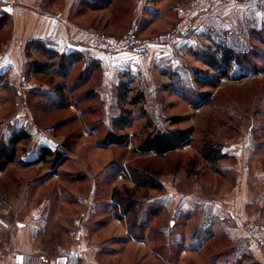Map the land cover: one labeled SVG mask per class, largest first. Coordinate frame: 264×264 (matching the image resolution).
<instances>
[{
	"label": "rangeland",
	"instance_id": "374dc122",
	"mask_svg": "<svg viewBox=\"0 0 264 264\" xmlns=\"http://www.w3.org/2000/svg\"><path fill=\"white\" fill-rule=\"evenodd\" d=\"M8 27L0 33V53L6 51L7 55L8 48L2 46L10 35ZM183 40L181 45L161 51L151 70L138 68L131 75L134 90L129 98L140 91L145 95L137 104L121 102L118 84L123 76L103 66L69 100L40 90L49 78L55 83L63 81L53 72L34 75L24 70L18 84L13 76L1 81L0 146L20 129L31 137L19 144L16 160L0 170V218L13 221L20 209L14 201L24 203L27 196L29 209L46 207L79 215L90 209L95 194L98 199L113 200L122 214L131 203L132 210L125 214L128 222L135 221L139 227L147 222L145 231L155 237V231L171 219H186L180 202L195 195L194 205H211L225 197L236 184L228 167L234 159L232 152L214 167L203 159L199 147L214 140L225 149L244 134H264V0L219 2L201 15L194 33ZM217 43L245 53L250 65L244 70L237 66L216 87L202 86L196 78L204 76L208 66L199 53L209 46L214 49ZM27 82L36 86H26ZM124 109L131 111V122L120 130L113 126V119ZM161 127L192 129L194 142L164 156L142 153L141 140ZM110 129L127 133V142L122 146L103 144ZM44 145L66 155L62 166L35 161ZM170 187L179 201L173 210L166 206ZM204 217L197 207L189 218ZM7 230L0 229V236H7ZM166 240L159 237L153 245L159 247ZM220 249L212 250L208 257Z\"/></svg>",
	"mask_w": 264,
	"mask_h": 264
},
{
	"label": "crops",
	"instance_id": "0c3cea01",
	"mask_svg": "<svg viewBox=\"0 0 264 264\" xmlns=\"http://www.w3.org/2000/svg\"><path fill=\"white\" fill-rule=\"evenodd\" d=\"M107 1L110 2L0 0V10L11 15L10 35L2 46L8 48V55L0 63V82L12 76L16 84L20 82L22 72L32 59L26 52L31 40H40L43 47L54 52L53 73L58 80H63L58 83L53 78L44 80L40 87L44 94L69 100L101 66L109 72L118 71L123 76L122 81L131 79L133 82L131 75L139 71L138 68L149 71L148 64L134 55L121 54L112 59L105 51L91 47L84 35H80L79 44L72 43L76 27L103 28L108 33L122 35L136 25L139 34L150 35L168 29L181 12L192 5V0H112L109 4ZM182 41L156 46L151 68L161 51L177 47ZM125 76L129 79L125 80ZM223 152L227 155L232 152L234 156L228 167L236 184L225 192V197L211 205H194L195 195L190 201L180 202L186 219H171L168 225L155 231V237H150L137 223L130 224L113 200H99L95 194L90 209L79 215H64L46 207L29 209L28 196L24 203L14 201L20 205L13 214L15 219L0 218V229H8L7 236H0V264H12L17 250L41 255L40 264H264V248L248 247L241 224L227 209L231 204L245 216L264 222V134L257 137L253 133L244 134ZM170 189L166 206L173 210L179 201L174 189ZM197 207L206 217L190 219ZM209 215L211 219L207 218ZM162 236L166 242L159 247L153 245ZM219 247L220 251L208 257Z\"/></svg>",
	"mask_w": 264,
	"mask_h": 264
},
{
	"label": "trees",
	"instance_id": "16d2710c",
	"mask_svg": "<svg viewBox=\"0 0 264 264\" xmlns=\"http://www.w3.org/2000/svg\"><path fill=\"white\" fill-rule=\"evenodd\" d=\"M112 0H110L111 2ZM110 2L107 1V4ZM106 4V5H107ZM11 21V15L0 10V33L5 30L6 26ZM194 33V32H193ZM5 41L7 38L4 39ZM2 41L4 43L5 41ZM26 52L32 59L28 62L27 73L34 75L48 74L51 70L55 72L53 65L55 64V54L52 50L42 46L40 40H31L26 46ZM202 60L208 66L204 76H198L197 82L202 86L216 87L223 78L231 76L232 71L240 66L243 70L247 64L250 65V59L243 52L238 51L235 47L225 44L217 43L212 47H208L206 50H202L199 53ZM64 69H67L64 68ZM85 72V71H84ZM83 68L81 69V74ZM84 75V74H83ZM86 80V79H85ZM132 80L121 81L118 84V98L121 102H128L130 104H137L145 99V95L142 91L137 92L135 95L129 98L130 92L134 90L131 87ZM78 87V86H75ZM207 95H209L207 93ZM131 111L124 109L123 113L113 119V126L123 130L130 125ZM31 137L30 132L26 129H20L14 134L7 143L0 146V170L4 169L9 163L13 162L17 158L18 151L20 149L19 144L26 139ZM128 140L127 133H118L113 129L108 130L101 142L103 144H113L116 146L124 145ZM194 138L192 136V129H178V128H156L152 131L147 132L146 136L141 140L139 144V150L142 153L155 152L157 155L164 156L167 153L176 149L182 148L188 144H192ZM199 150L203 159L212 166L224 159L227 153L223 152L222 147L214 140L204 141ZM66 155L62 151L54 150L49 146H42L39 155L35 158V161H48L54 167H60L66 160ZM144 182H147L146 180ZM154 187L158 185L153 183ZM132 210V205L129 203L123 212L126 214ZM147 222H143L141 226L142 230L145 231L147 228ZM136 225V222H132Z\"/></svg>",
	"mask_w": 264,
	"mask_h": 264
},
{
	"label": "built area",
	"instance_id": "2783aa9c",
	"mask_svg": "<svg viewBox=\"0 0 264 264\" xmlns=\"http://www.w3.org/2000/svg\"><path fill=\"white\" fill-rule=\"evenodd\" d=\"M229 0H192V5L185 8L179 19L168 29L151 35H141L138 33L137 26L134 25L125 34H110L100 29L76 27V36L72 38V43H80V35L88 38L89 44L93 48L101 49L110 58L118 55H134L140 61L148 64L151 70L150 61L158 45H174L184 38L190 36L196 29V24L201 15L213 7L218 2ZM7 52L0 53V63L6 57ZM35 87L36 84L27 82L26 86ZM228 211L239 221L244 232L246 244L253 250L264 248V222L253 220L235 209L233 205L227 206ZM43 257L37 254H28L22 251H14L12 264H40Z\"/></svg>",
	"mask_w": 264,
	"mask_h": 264
},
{
	"label": "water",
	"instance_id": "95a60500",
	"mask_svg": "<svg viewBox=\"0 0 264 264\" xmlns=\"http://www.w3.org/2000/svg\"><path fill=\"white\" fill-rule=\"evenodd\" d=\"M61 262L63 263L64 262V259H61Z\"/></svg>",
	"mask_w": 264,
	"mask_h": 264
}]
</instances>
